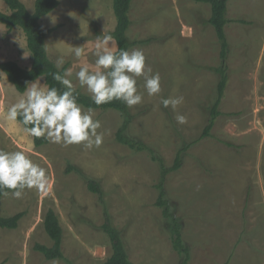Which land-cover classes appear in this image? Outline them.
I'll return each instance as SVG.
<instances>
[{
    "label": "rangeland",
    "instance_id": "1",
    "mask_svg": "<svg viewBox=\"0 0 264 264\" xmlns=\"http://www.w3.org/2000/svg\"><path fill=\"white\" fill-rule=\"evenodd\" d=\"M33 13L36 0H21ZM57 9L40 20L47 37L49 58L65 60L73 68V83L81 61L74 47L85 48L83 62L94 65L95 42L112 35L117 25L113 0H59ZM0 12L11 11L0 0ZM210 6L193 0H133L127 32L130 40H146L131 50H142L147 66L159 73L162 91L149 96L138 78L143 102L130 108L134 116L128 134L145 142L170 168L179 150L183 164L168 174L165 199L182 223L190 248L189 264H264V0H230L226 26L230 44L229 83L211 136L201 138L216 100L221 65L220 43L208 23ZM243 21V22H239ZM14 61L29 69L32 54L21 28L9 31L0 23V64ZM60 68V69H62ZM41 84L45 78L40 77ZM19 92L0 69V149L23 151L47 170L46 193L25 190L16 199L4 196L1 214L24 212L15 230L0 228V264H51L35 250L52 245L44 228L52 209L63 228L64 259L59 264H101L112 254L99 195L88 189L78 173L98 181L113 224L122 231L134 264H181L174 249L169 221L156 206L160 165L147 152H136L116 142L123 123L115 110H94L104 133L101 147L80 145L37 147L19 124L5 119ZM183 97L174 113L164 98ZM86 109V108H85ZM187 118L178 124L175 115ZM232 144V146L226 145Z\"/></svg>",
    "mask_w": 264,
    "mask_h": 264
},
{
    "label": "clouds",
    "instance_id": "2",
    "mask_svg": "<svg viewBox=\"0 0 264 264\" xmlns=\"http://www.w3.org/2000/svg\"><path fill=\"white\" fill-rule=\"evenodd\" d=\"M74 56L81 61L75 79L80 88L87 90L96 106L113 101H119L128 108L142 104L138 78L143 79V87L149 96H158L162 91L160 75L153 74L147 66L143 51L118 49L110 34L103 33L97 37L94 65L83 62V46L74 47ZM64 63V58L58 57L55 67L60 69ZM73 68L52 74V78L63 86L62 92L56 87L41 84L40 79L28 83L17 102L8 107L5 119L21 125L30 137L43 138L62 147L80 145L87 150L101 147L104 139V133L98 131L102 128L101 122L94 118L93 108L85 109L79 104L77 85L70 79ZM183 102L182 96L161 100L163 107H171L174 113ZM175 119L178 124L187 123L182 114H176ZM50 182L47 170L23 151L0 149V195L20 199L25 190L46 193ZM51 264H59V261L53 259Z\"/></svg>",
    "mask_w": 264,
    "mask_h": 264
},
{
    "label": "trees",
    "instance_id": "3",
    "mask_svg": "<svg viewBox=\"0 0 264 264\" xmlns=\"http://www.w3.org/2000/svg\"><path fill=\"white\" fill-rule=\"evenodd\" d=\"M196 3H203L210 6L211 16L208 19V23L214 28L218 41L220 43V57L221 65L213 69V71L219 76V82L217 85L216 100L210 110V118L204 128L201 138L211 136V131L215 126L216 120L222 115L220 106L222 104L227 85L229 83V66H228V54L230 52V44L227 38L226 26L230 23L227 17L228 3L230 0H193ZM9 7L11 13L4 14L0 12V23L6 26L9 31L15 28H21L26 36L27 47L32 54V63L29 69L21 67L14 61H6L0 64V69L7 76L10 83L14 85L19 93H22L28 83L34 82L40 77L45 78V83L49 87H56L61 92L64 91L62 85L56 82L52 78V74L60 71L61 73L67 69H57L55 63L49 58L46 40L52 29H45L40 20L57 9L60 5L59 0H36L34 12L28 11L26 6L21 0H4ZM133 0H113V9L117 20V25L112 33L118 49L131 50L136 45L148 44L152 38L146 40H130L127 32L132 25L130 19V11ZM243 22V21H239ZM79 93L78 102L84 108H93L94 110H115L119 112L123 117V123L116 133V142L126 145L131 150L136 152H147L151 156L152 160L158 162L160 165V182L157 184V190L159 196L156 202V206L162 209V214L166 220L169 221V232L174 249L183 257L181 264H189L191 259V253L189 246L185 243L182 234V223L175 214L171 211L168 201L165 199V181L169 173L178 171L183 164V153L186 148L178 151L175 158V162L172 167L167 168L160 157L156 154V151L143 141H140L127 132L133 122L134 116L132 115L130 108L119 101H113L110 104L102 106H96L90 96L77 90ZM34 144L37 147L48 144L43 138H35ZM228 146H232L230 143H226ZM78 173L88 183V189L99 195L101 203L104 207L105 223L101 225V230L109 237L112 254L111 256L101 264H134L129 259L126 246L123 239V233L116 228L113 224L112 216L110 215L106 203L104 201V191L98 181L92 179L81 171ZM4 195H0V228L15 230L19 226V222L24 217V212L17 213L11 217H4L1 214V202ZM45 232L52 241L51 246L36 244L35 250L44 255L47 260L64 259L62 250L63 246V228L61 226L58 215L54 210L50 209L44 219ZM69 264H73L69 262ZM227 264V263H226Z\"/></svg>",
    "mask_w": 264,
    "mask_h": 264
}]
</instances>
